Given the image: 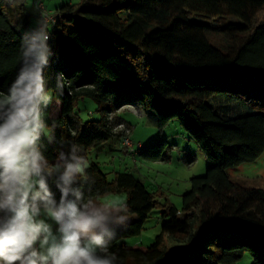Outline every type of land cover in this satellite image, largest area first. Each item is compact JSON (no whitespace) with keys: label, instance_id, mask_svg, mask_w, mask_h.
<instances>
[{"label":"trees","instance_id":"16d2710c","mask_svg":"<svg viewBox=\"0 0 264 264\" xmlns=\"http://www.w3.org/2000/svg\"><path fill=\"white\" fill-rule=\"evenodd\" d=\"M27 2L0 0V92L15 78L21 43L35 27L37 13ZM46 8L59 14L48 27L53 55L44 70L53 96L46 123L56 126V143L42 141L50 159L71 143L86 157L101 149L114 137L108 110L137 101L153 110L158 128L177 121L210 163L204 175L190 179L178 210L160 204L131 173L109 179L90 161L92 194L124 193L129 209L110 247L118 264H237L245 252L251 264H264V190L241 186L227 174L264 154V0H79ZM191 14L239 23L216 28ZM211 31L229 36L227 53L209 43ZM59 73L62 95L55 88ZM217 95L251 111L237 115L234 108L213 107L209 100ZM85 99L95 104L97 119L80 116ZM165 142L144 145L138 157L159 160ZM155 209L161 224L154 241L126 244Z\"/></svg>","mask_w":264,"mask_h":264},{"label":"clouds","instance_id":"9594fccd","mask_svg":"<svg viewBox=\"0 0 264 264\" xmlns=\"http://www.w3.org/2000/svg\"><path fill=\"white\" fill-rule=\"evenodd\" d=\"M21 43L20 67L0 92V264H118L110 251L126 226V203L92 194L86 155L76 143L52 159L46 123L53 101L44 70L53 55L43 12ZM63 73L55 88L62 95Z\"/></svg>","mask_w":264,"mask_h":264},{"label":"rangeland","instance_id":"374dc122","mask_svg":"<svg viewBox=\"0 0 264 264\" xmlns=\"http://www.w3.org/2000/svg\"><path fill=\"white\" fill-rule=\"evenodd\" d=\"M33 0H28L27 9L33 15L37 11ZM65 3L77 4L79 0H44L46 7L54 9ZM190 18L213 27L225 26L228 23L238 24L235 18H210L203 15L191 14ZM37 17L32 23L35 24ZM209 43L227 53L230 38L222 32L211 31L206 34ZM228 95H217L209 100L213 107L234 108L238 113H247L251 109L242 101L231 100ZM82 119H97L99 114L95 112V104L85 99L79 103ZM254 111H260L255 109ZM108 123L114 137L101 149L92 150L87 157L90 161L97 162L100 168L111 179L115 173L128 172L141 181L148 190L156 194V200L164 205L165 202L178 209L182 207L181 196L190 189V179L205 174L210 164L199 151L196 143L190 139L187 133L180 127L177 121H172L160 129L156 125L154 112L151 108L143 107L139 102H130L120 109H110L106 113ZM126 129L130 132V138L135 143L148 145L156 139H165L166 149L159 160L146 161L140 157L127 155L121 145ZM112 148L111 150L108 149ZM228 177L235 183L249 188L264 190V154L253 163H244L227 171ZM110 202H124V193L112 194L103 197ZM181 216V215H180ZM161 216L160 209L152 211L143 225L140 235L125 240L128 245L148 246L160 233ZM166 245L172 242L165 239ZM250 253L245 252L243 258L237 264H251Z\"/></svg>","mask_w":264,"mask_h":264},{"label":"built area","instance_id":"2783aa9c","mask_svg":"<svg viewBox=\"0 0 264 264\" xmlns=\"http://www.w3.org/2000/svg\"><path fill=\"white\" fill-rule=\"evenodd\" d=\"M34 6L36 8V11L39 10L40 12H43L48 27L51 28L52 26H54L55 22L59 18V14L51 10H48L44 4V0H34ZM125 131H126V136L123 137L121 145L127 155L131 157H135L138 155L140 150L144 148V145L138 142L137 143L133 142L130 138L129 130L126 129Z\"/></svg>","mask_w":264,"mask_h":264},{"label":"crops","instance_id":"0c3cea01","mask_svg":"<svg viewBox=\"0 0 264 264\" xmlns=\"http://www.w3.org/2000/svg\"><path fill=\"white\" fill-rule=\"evenodd\" d=\"M108 149L111 150L112 148H109V147H108ZM177 209H178V208H177ZM178 210H179V209H178Z\"/></svg>","mask_w":264,"mask_h":264}]
</instances>
